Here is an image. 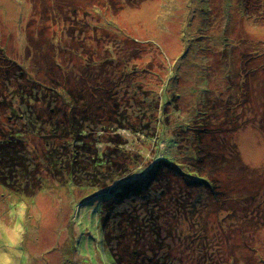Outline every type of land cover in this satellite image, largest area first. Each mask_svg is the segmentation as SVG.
I'll return each mask as SVG.
<instances>
[{
  "label": "rangeland",
  "instance_id": "1",
  "mask_svg": "<svg viewBox=\"0 0 264 264\" xmlns=\"http://www.w3.org/2000/svg\"><path fill=\"white\" fill-rule=\"evenodd\" d=\"M60 1L0 0V80H7L0 83V95L17 105L15 114L0 107V125L21 142V150L30 152L44 142L43 135H50L34 125L26 104L37 109L48 102L62 103L50 89L59 84L86 100L94 93L99 108L101 92L86 87L94 79L106 105L115 110L116 125L105 120L97 126L82 122L83 131L89 133L87 148L107 157L116 146L105 140L122 136L128 142L117 150L138 160L129 173L134 174L138 164L146 166L154 160V165L163 161L162 156L178 161L176 127L199 115L204 98L216 100L221 87L233 79L234 69L248 70L243 88L249 92L246 101L253 111L240 117L256 127L245 128L243 121L226 116L218 104L213 113L222 117L221 125L227 128L224 138L233 148L220 199L230 192L234 196L229 204L225 200L227 206L221 211L215 198L208 199L209 207L204 202L192 207L188 196L181 195L180 205H173L179 206L173 217L160 228L167 235L163 249L185 248V257L177 254L178 259H169L171 264L235 260L264 264V0H68L74 7L72 22L56 21L45 13V8ZM98 2L109 8L101 13ZM2 56L12 61V67ZM66 98V106L73 104ZM154 99L159 103L157 111ZM41 111L50 117L51 111ZM66 111L69 116L74 112ZM161 115L168 117L167 123ZM158 116L165 131L160 136ZM158 164L164 177L173 173L170 166ZM35 173L37 178V169ZM41 176L42 186L32 194L0 185V264H115L102 242L100 215L112 219L119 208L117 199L110 198L113 209L105 206L110 199L102 203L104 192L88 185L84 175L74 176L76 185L45 173ZM114 181L108 178L106 183L111 186ZM255 192L258 197H253ZM132 199L139 201L129 197L127 202ZM168 209L164 205L162 214ZM198 211H203L204 221L197 223L202 234L184 224L178 238L181 218Z\"/></svg>",
  "mask_w": 264,
  "mask_h": 264
},
{
  "label": "trees",
  "instance_id": "2",
  "mask_svg": "<svg viewBox=\"0 0 264 264\" xmlns=\"http://www.w3.org/2000/svg\"><path fill=\"white\" fill-rule=\"evenodd\" d=\"M133 1L141 2L142 0ZM96 8L103 13L109 7L106 8V5L98 2ZM44 10L45 13H48V17L56 21H74L73 15L70 13L73 12L74 7L68 0H61L60 4ZM94 10L95 8L92 16H94ZM96 21L101 22L99 17ZM81 29L79 28L80 31ZM97 34L100 35L98 31ZM93 55L91 52V59H93ZM4 60L10 63L12 67V61L9 58L5 57ZM89 61L88 59L85 64L88 69ZM100 64L101 62L98 61V65ZM135 67L137 69V66ZM133 69H129L128 73ZM1 71L2 67H0ZM246 72L241 69L236 72L234 69L233 79L228 80L221 87L217 96L214 97L216 100L209 97L204 98L201 104L205 107L199 112V115L191 118L190 122L176 127L174 133L178 161L166 160L162 156L160 159L163 161L158 162H163L172 169L173 173L171 175L168 173L169 176L167 177L163 176L162 168L158 166V163H156L157 166H155L156 164L153 165L154 160H151L152 162L146 166L138 164L136 166L138 172L129 174L132 166H135L138 160L130 153L124 152L125 150H117L118 145L123 146L128 142H125L122 136L118 134L116 139L108 137L105 140L106 143L116 146L107 157L104 156V152L101 155L91 152L86 144L89 140V133L83 131L82 122L89 123V126H92L91 124L97 126L105 120L109 124L116 125L112 118L115 110L106 105L108 101L105 100L101 88L94 87V79L90 82L87 81L86 87L101 92L102 96L99 94L101 102L99 108L95 106L94 93L91 92L90 100H86V97L83 99L81 95L76 96L74 90L69 92L60 88L58 84L55 88L50 89L56 99H62L63 104L59 103L52 106L51 102H48L45 108L38 106L37 109L33 107V104H26L31 110L34 125L46 130L50 135H43L45 140L42 144L37 143V147H33L30 152L21 150V142L17 143L15 137L0 125V185L16 192L32 194L33 191L42 186L44 176H41V173H45L50 178L54 177V179L61 180L63 178V183L68 180L74 183V176L81 177L84 175L88 185L104 192L102 203L111 197H115V200L118 201L119 208H115L113 211L112 219L108 215H100L102 242L107 247L114 263L171 264L169 259H178L177 254L185 257V248L181 246L175 245L163 249L167 235L163 233V227L160 228V224L166 225L173 217L175 209L179 207H174V203L180 205L181 197L188 196L190 206L198 207L204 202L209 207L208 199L215 198L220 202L219 210H221L227 206L225 200L229 204L232 196H234L230 192L229 196L222 197L225 200L220 199L219 191L225 187V175L229 172V167L232 164L233 148L224 138L227 128L221 125L222 117H216L213 113L218 104L219 109L226 112V116H234V121H243L245 128L256 127V125H252V122H247L244 117H240V114L250 116L253 111V108L246 101L249 92L243 88L244 80L248 77ZM3 82H7V80H0L1 84ZM230 88L232 90L229 92ZM67 96L71 98L73 103L69 106L65 105ZM78 99L82 100L80 104L77 102ZM154 103L153 108L157 111L159 103L156 99H154ZM0 107L3 112L9 111L12 114H15V109H17V105H14L12 100L3 95H0ZM70 108H73L74 112L69 116L66 110ZM166 108L164 107V111L167 110ZM200 108L202 107L199 106L198 109ZM42 109L51 111L49 118H45L47 112L41 111ZM207 112L211 114L205 117ZM161 117L164 118V124L168 122V117L163 115ZM161 117H157L158 124L162 122ZM259 117L258 123L261 119ZM226 118L228 117L223 118V120ZM194 122L197 123L195 126ZM164 124L158 125L159 136L165 132ZM88 160H91L89 163L92 166L89 163L86 164ZM33 163H35L34 167ZM236 166L240 167L239 164ZM146 168L148 172L145 171ZM36 169L37 178L34 177ZM245 170H247L246 167ZM120 173H123L124 178H121L123 176L120 177ZM108 178L115 179L113 185H107ZM119 181H121L120 184L116 186L115 184ZM180 182L184 185L179 184ZM128 186L130 187L127 188ZM195 190L198 192L195 193ZM258 195V192H255L253 197H258ZM129 197L138 198L139 201L136 202L135 199H132L127 202ZM201 197L204 198L201 199ZM168 199L172 200L169 201ZM124 201L127 203V207H123ZM137 205H139V209L136 210L135 206ZM164 205H169V209L163 215ZM105 206L113 209L111 199L106 202ZM100 211H102V205ZM203 211L195 212L193 215L187 214L181 218L177 228V230L181 229V232L178 231V238L181 237L184 224H187L190 229H198V234H202L197 223L204 221ZM162 219L163 222H161ZM219 220L224 219L221 217ZM155 251H160V253ZM232 264H237L236 260Z\"/></svg>",
  "mask_w": 264,
  "mask_h": 264
}]
</instances>
